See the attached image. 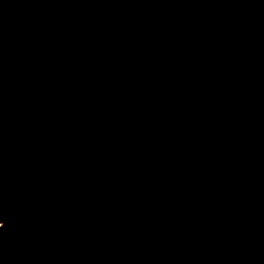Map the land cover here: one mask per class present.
I'll use <instances>...</instances> for the list:
<instances>
[{
	"label": "water",
	"instance_id": "1",
	"mask_svg": "<svg viewBox=\"0 0 264 264\" xmlns=\"http://www.w3.org/2000/svg\"><path fill=\"white\" fill-rule=\"evenodd\" d=\"M0 264H264V0H0Z\"/></svg>",
	"mask_w": 264,
	"mask_h": 264
}]
</instances>
